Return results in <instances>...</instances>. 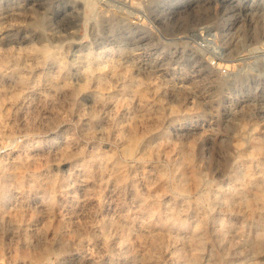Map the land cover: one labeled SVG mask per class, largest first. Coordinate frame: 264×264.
<instances>
[{
    "label": "rangeland",
    "instance_id": "obj_1",
    "mask_svg": "<svg viewBox=\"0 0 264 264\" xmlns=\"http://www.w3.org/2000/svg\"><path fill=\"white\" fill-rule=\"evenodd\" d=\"M0 57V264H264V0H0Z\"/></svg>",
    "mask_w": 264,
    "mask_h": 264
},
{
    "label": "bare ground",
    "instance_id": "obj_2",
    "mask_svg": "<svg viewBox=\"0 0 264 264\" xmlns=\"http://www.w3.org/2000/svg\"><path fill=\"white\" fill-rule=\"evenodd\" d=\"M30 52H32V51H30ZM35 53H36V52H35ZM41 56H42V55H41ZM0 58H2V57H0ZM5 61H6V59H5ZM1 63H2V62H1ZM4 63H5V62H4ZM4 63H3V64H4ZM38 64H39V63H38ZM1 65H2V64H1ZM1 65H0V66H1ZM39 65H40V64H39ZM4 66H5V64H4ZM2 67H3V66H2ZM0 82H2V81H0ZM6 82H7V81H6ZM0 84L2 85V83H0ZM3 85H4V83H3ZM5 85H6V84H5ZM0 88H1V87H0ZM1 93H2V92H1ZM14 96H15V95H14ZM16 97H17V96H16ZM16 97H15V98H16ZM18 98H19V97H18ZM20 100H21V99H20ZM22 100H23V99H22ZM24 100H25V99H24ZM14 102H15V101H14ZM21 102H22V101H21ZM150 126H151V124H150ZM56 127H57V126H56ZM132 142L134 143V142H135V139H133ZM261 147H262V146H261ZM68 148H69V147H68ZM262 148H263V147H262ZM70 149H71V148H70ZM259 151H260V150H259ZM68 152H69V151H68Z\"/></svg>",
    "mask_w": 264,
    "mask_h": 264
}]
</instances>
